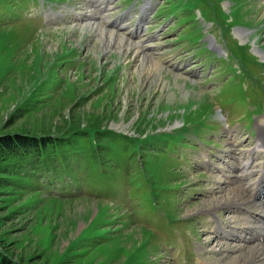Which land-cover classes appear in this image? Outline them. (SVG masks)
Returning a JSON list of instances; mask_svg holds the SVG:
<instances>
[{
  "label": "rangeland",
  "instance_id": "obj_1",
  "mask_svg": "<svg viewBox=\"0 0 264 264\" xmlns=\"http://www.w3.org/2000/svg\"><path fill=\"white\" fill-rule=\"evenodd\" d=\"M6 134L48 141L0 161L15 263L235 264L264 244L247 230L264 222V0H0Z\"/></svg>",
  "mask_w": 264,
  "mask_h": 264
},
{
  "label": "trees",
  "instance_id": "obj_2",
  "mask_svg": "<svg viewBox=\"0 0 264 264\" xmlns=\"http://www.w3.org/2000/svg\"><path fill=\"white\" fill-rule=\"evenodd\" d=\"M48 141L25 134L0 135V161L23 154L39 157L41 149ZM0 264H17L9 257L0 253Z\"/></svg>",
  "mask_w": 264,
  "mask_h": 264
},
{
  "label": "bare ground",
  "instance_id": "obj_3",
  "mask_svg": "<svg viewBox=\"0 0 264 264\" xmlns=\"http://www.w3.org/2000/svg\"><path fill=\"white\" fill-rule=\"evenodd\" d=\"M140 18H142V17H140ZM141 22H142V19H141ZM124 45H126L127 48H129V47L135 48L136 53H138V51H139V47L140 46H138L135 43L134 44L127 43V44H124ZM254 149L260 150L261 152L264 153V138L263 137L259 138V141L256 143ZM246 165H247V162H245L244 164H242L240 166L244 170V172H246V170H247L246 169L247 168ZM243 174H246V173H243ZM260 176H261L260 178L264 177V168L261 171V175ZM236 190H237V188H236ZM239 190H241V189H239ZM257 190H260V191L264 190V182L262 181V179L259 180V184L257 185ZM235 192H238V190L235 191ZM256 194H257V196H261L258 193H256ZM239 198H240V196H239ZM234 201L232 199L225 200L223 203H219V205L220 204H223V205L228 204V205H230ZM236 208H238V207H236ZM247 219L248 218H246V220ZM249 229H250V232L252 231L251 232V238H252L251 240H255V239L257 240V239H261V238L264 239V222H262L261 225H258V226H249L247 228V230H249ZM259 231H260V233H259ZM246 253H247V251H246ZM235 264H264V244L259 243V245L254 246L247 254L240 255V258L237 260V262Z\"/></svg>",
  "mask_w": 264,
  "mask_h": 264
}]
</instances>
